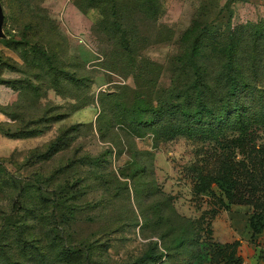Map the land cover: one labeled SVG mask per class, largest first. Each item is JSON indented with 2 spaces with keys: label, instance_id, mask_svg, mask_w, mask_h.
<instances>
[{
  "label": "rangeland",
  "instance_id": "obj_1",
  "mask_svg": "<svg viewBox=\"0 0 264 264\" xmlns=\"http://www.w3.org/2000/svg\"><path fill=\"white\" fill-rule=\"evenodd\" d=\"M0 3V264H264V0Z\"/></svg>",
  "mask_w": 264,
  "mask_h": 264
},
{
  "label": "crops",
  "instance_id": "obj_2",
  "mask_svg": "<svg viewBox=\"0 0 264 264\" xmlns=\"http://www.w3.org/2000/svg\"><path fill=\"white\" fill-rule=\"evenodd\" d=\"M231 215V214H230ZM231 216H227V219L229 220ZM220 223V222H219ZM218 223V221H214L213 223V228H214V234L216 235V233L219 231L218 233V237L220 236L221 238H223V242L222 244H225V243H231L235 240H238V234L237 232L235 231L234 233H236L237 235H235V237L233 239H227L228 236H231L233 235V233L226 228V225L224 223L225 226H220ZM225 227V228H224ZM217 236V235H216ZM240 242V240H238ZM239 248V247H238ZM238 254H239V250H238ZM240 255V254H239ZM241 256V255H240ZM242 258V257H241Z\"/></svg>",
  "mask_w": 264,
  "mask_h": 264
},
{
  "label": "trees",
  "instance_id": "obj_3",
  "mask_svg": "<svg viewBox=\"0 0 264 264\" xmlns=\"http://www.w3.org/2000/svg\"><path fill=\"white\" fill-rule=\"evenodd\" d=\"M251 236H252V234H251ZM250 236V237H251ZM251 239V238H250ZM240 244V242L238 241V240H235V241H233V242H231V243H225V244H222V247H228L229 249H230V251L232 250H234V253H236V255H237V261H239V264H242V258H241V256L238 254V245Z\"/></svg>",
  "mask_w": 264,
  "mask_h": 264
},
{
  "label": "water",
  "instance_id": "obj_4",
  "mask_svg": "<svg viewBox=\"0 0 264 264\" xmlns=\"http://www.w3.org/2000/svg\"><path fill=\"white\" fill-rule=\"evenodd\" d=\"M4 20V12H3V7L0 3V36L2 35V24Z\"/></svg>",
  "mask_w": 264,
  "mask_h": 264
}]
</instances>
